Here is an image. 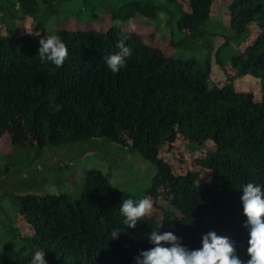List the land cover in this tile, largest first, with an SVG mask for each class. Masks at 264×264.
Here are the masks:
<instances>
[{"label": "trees", "instance_id": "1", "mask_svg": "<svg viewBox=\"0 0 264 264\" xmlns=\"http://www.w3.org/2000/svg\"><path fill=\"white\" fill-rule=\"evenodd\" d=\"M215 1L166 0L160 6L155 0L125 1L113 16L155 18L173 7L181 12L176 24L184 34L182 45L211 33ZM23 2L26 16L37 18L35 1ZM230 12L236 36L249 33L252 25L260 29L233 56L231 79L250 75L264 82V0H232ZM54 34L69 53L59 68L40 61L39 40L45 34L0 35V138L8 133L13 146L40 150L105 139L153 162L157 175L143 195L108 186L102 190L87 176L75 198L66 192L18 196V217L7 234L13 232L23 245L14 260L0 252V264H30L37 250L46 252L48 264H135L142 250L153 247L148 239L153 230L171 231L193 250L202 246L204 234L215 231L234 242L241 260L250 259L240 190L249 182L264 186V100L238 90L232 81L218 86L201 63L168 56L137 32L112 26L106 32L62 29ZM123 37L132 55L126 68L113 74L104 58L119 51L116 44ZM180 134L216 143L206 161L211 185L199 187L198 171L176 175L160 157ZM129 198H149L154 206L135 229H128L120 214V204ZM116 228L122 233L111 239Z\"/></svg>", "mask_w": 264, "mask_h": 264}, {"label": "rangeland", "instance_id": "2", "mask_svg": "<svg viewBox=\"0 0 264 264\" xmlns=\"http://www.w3.org/2000/svg\"><path fill=\"white\" fill-rule=\"evenodd\" d=\"M34 1L33 8L39 14L35 19L26 16L23 0H0V35L35 32L47 36L62 29L106 32L119 21L122 30L141 34L145 41L160 47L168 56L195 59L209 70L211 79L218 86L232 81L236 75L233 56L243 52L260 33V29L252 25L249 33L235 35L230 24L232 0H216L208 22L211 33L201 40L187 39L182 45L179 42L184 39V34L176 24L181 12L173 7L159 11L155 18L139 15L126 21L113 15L123 2L133 0ZM155 1L159 6L166 3V0ZM231 83L240 91L253 93L255 100H264V82L260 79L241 76ZM128 148L105 139H93L41 150L25 149L13 146L9 134H4L0 138V252L14 260L23 245L20 238L12 237L13 232L7 234L9 224H15L18 217V196L66 192L75 198L87 176L102 190L108 186L143 195L157 175V167ZM216 149V143L211 139L197 143L180 134L175 142L161 149L160 157L171 165L176 175L200 172L198 185L204 188L213 182V172L206 166V161ZM93 175L101 178L95 180ZM28 253L24 251L22 255Z\"/></svg>", "mask_w": 264, "mask_h": 264}, {"label": "clouds", "instance_id": "3", "mask_svg": "<svg viewBox=\"0 0 264 264\" xmlns=\"http://www.w3.org/2000/svg\"><path fill=\"white\" fill-rule=\"evenodd\" d=\"M119 21L114 26L119 27ZM126 37L118 40V52L104 58L108 69L118 74L126 68V59L132 55V49L126 45ZM38 56L41 62H50L57 68L62 67L68 58V48L62 39L55 34L44 36L39 40ZM56 111L60 106H56ZM243 214L247 217L244 225L248 229L247 255L243 261L237 255L235 244L227 237L210 231L202 236V246L189 249L182 245L181 238L173 232L153 230L148 239L153 245L148 250H142L135 258V264H264V186L247 183L240 190ZM153 202L149 198L139 200L123 199L120 204V214L128 229L137 228L138 222L150 216L153 212ZM121 230L113 229L111 239H118ZM46 252L35 251L30 264H48Z\"/></svg>", "mask_w": 264, "mask_h": 264}]
</instances>
